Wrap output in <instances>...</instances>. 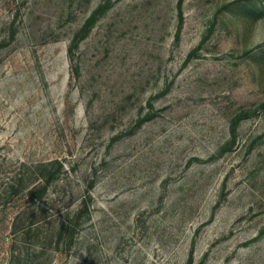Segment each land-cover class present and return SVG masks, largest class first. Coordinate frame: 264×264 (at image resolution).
Instances as JSON below:
<instances>
[{"label":"rangeland","instance_id":"374dc122","mask_svg":"<svg viewBox=\"0 0 264 264\" xmlns=\"http://www.w3.org/2000/svg\"><path fill=\"white\" fill-rule=\"evenodd\" d=\"M22 162V264H264V0H0V181Z\"/></svg>","mask_w":264,"mask_h":264},{"label":"trees","instance_id":"16d2710c","mask_svg":"<svg viewBox=\"0 0 264 264\" xmlns=\"http://www.w3.org/2000/svg\"><path fill=\"white\" fill-rule=\"evenodd\" d=\"M180 2L181 0H179V3ZM142 120H140L139 123ZM38 170L42 175H40L39 178H35L32 176L33 171L26 166V163L22 162L19 164L18 168L7 177V180L3 179V181H0V202L2 201L3 204H7L8 209H13L15 206L18 208L13 212L14 220L9 227L8 233L0 237V246H6L10 250V264H14L15 260L17 264H22V262H20V255H14L13 251L18 243L25 244L33 239L38 240L40 237V230L34 225L31 220L32 217H30L34 211L39 210L43 212L44 210V207H40L39 204L41 200L44 199L47 192V179H43V169L40 168ZM17 197L19 198L16 201L15 198ZM10 202L12 205L9 206ZM86 214H88L87 200H83L81 206L75 211L67 213V216L61 221L56 230L57 236L55 240L57 245L66 243V246H71L74 231ZM29 218L31 219L29 220ZM46 239L48 242L52 241L50 237H46Z\"/></svg>","mask_w":264,"mask_h":264}]
</instances>
